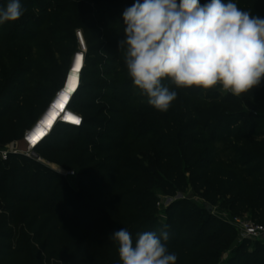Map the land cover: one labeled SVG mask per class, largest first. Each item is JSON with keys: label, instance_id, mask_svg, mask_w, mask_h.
<instances>
[{"label": "trees", "instance_id": "trees-1", "mask_svg": "<svg viewBox=\"0 0 264 264\" xmlns=\"http://www.w3.org/2000/svg\"><path fill=\"white\" fill-rule=\"evenodd\" d=\"M74 1L20 0L23 15L0 25V43H31L44 30L66 33L59 14L61 6ZM135 2L104 0L96 22L82 26L88 50L79 89L69 104L82 124L59 123L35 149L53 147L44 158L53 167L75 172L77 187L41 163L14 154L7 161L0 158V264H121L112 232L125 228L135 240L137 233L159 234L165 225L166 246L177 255L176 264H264V243L238 240L235 228L206 208L219 205L264 225V155L235 150L225 161L216 145L200 148L205 142L197 138L202 133H193L195 126L149 130L142 138L153 152L136 153L132 119L145 113L130 109L126 99H118L111 86L96 79L97 63L88 58L98 51H123L118 47L124 37L123 12ZM208 2L200 0L202 5ZM261 2L239 0L241 7L264 18ZM7 3L0 0V7ZM92 28L99 31L87 34ZM121 66L126 67L125 61ZM65 68L64 64L50 70L52 77L35 91L28 89L31 82L24 71L0 70L2 147L7 139L22 138L42 115L57 96ZM201 90L188 91L196 97ZM252 117L264 120L259 113ZM239 122V115L220 122L221 129L227 128L224 138L242 139ZM157 188L168 197L190 188L204 208L179 200L167 209L162 222Z\"/></svg>", "mask_w": 264, "mask_h": 264}, {"label": "clouds", "instance_id": "clouds-1", "mask_svg": "<svg viewBox=\"0 0 264 264\" xmlns=\"http://www.w3.org/2000/svg\"><path fill=\"white\" fill-rule=\"evenodd\" d=\"M20 0L0 7V25L23 15ZM127 74L147 103L167 112L176 88L219 87L240 97L264 82V18L242 10L233 0H136L123 12ZM121 264H176L169 252V232L137 233L125 228L112 232Z\"/></svg>", "mask_w": 264, "mask_h": 264}, {"label": "rangeland", "instance_id": "rangeland-1", "mask_svg": "<svg viewBox=\"0 0 264 264\" xmlns=\"http://www.w3.org/2000/svg\"><path fill=\"white\" fill-rule=\"evenodd\" d=\"M233 2L242 10L249 11L255 15L252 10L241 7L239 0H233ZM104 4V0H76L61 6L62 12L59 14L61 25L68 29L64 34H53L52 31L48 32L44 30L31 43L1 42L0 70H10L12 72L18 70L24 71L27 81L31 82L28 89L35 91L39 86L46 84L44 81L46 77H52L50 70L58 69L65 64V74L57 89L58 94L65 86L69 75L68 70L71 68L74 57L83 53L86 56L88 50L86 45L87 35L83 27L96 22V19L102 13ZM259 4L264 5V2ZM89 12L91 14L92 12H96V14L95 16H86ZM95 30L99 31L98 28H92L87 34H91ZM80 34L84 40L86 51H83L80 44ZM63 54H68V57H63ZM88 61H96L97 63V66L93 70L97 75L96 79L98 82L111 86L112 90H114L113 92H117L118 99H126V103L130 106V109L145 113L144 117L132 119L133 131L131 141L136 153L153 152L152 145L142 138V135L144 136L147 131L163 130L168 126L176 128L195 126L193 133H202L203 136H198L197 138L205 142L200 148L202 150H208L210 144L216 145V148L220 149L219 153L222 159L225 161H230L228 158L232 157L231 154L235 150L260 152L264 155V120H258L252 117L254 113H259L261 116H264V82L260 86L252 89L249 93L242 94L240 97L233 96L231 93H224L219 87L207 91L202 89L198 96L191 97L188 91L190 88H176L170 80L165 79L163 84L169 87L170 90L177 92V99L172 103L167 112H160L147 103L146 97L140 95L139 90L133 86L132 80L127 74L126 67L121 66L122 61H125L124 50L121 52L112 50L98 51L91 55ZM48 74L50 75L48 76ZM55 97L49 101L42 115L31 128L26 130L22 138L5 140L4 146L0 148V158L2 161H7L8 159V157L4 159L3 156L5 153L8 156L14 154L36 163H41L57 173L64 171L60 166V169L53 168L44 158V154L52 150L53 147L40 148L39 151L34 150L29 152L25 140L26 134L40 120ZM60 97L54 102L55 105L61 103ZM62 106H65V103ZM237 115L240 117V122L237 127L242 128V139L236 141L235 139L224 138V133L227 128L223 127L221 129L220 122L224 118ZM211 139H214L212 143L209 141ZM261 166L263 168L262 176L264 179V160ZM64 180L68 181L73 188L77 187L75 177L65 178ZM155 191L159 199L158 209L162 222L166 221L167 209L176 201L187 199L196 203L199 207L204 208L203 202L194 196L190 188L184 192L177 193L175 197L165 196L158 188ZM211 215L217 220L224 221L228 224L235 217L249 219L248 214L235 215L232 211L221 208L219 205L213 207ZM235 231L236 238L238 240H244L241 232L237 228H235ZM250 241L252 244L257 242Z\"/></svg>", "mask_w": 264, "mask_h": 264}, {"label": "bare ground", "instance_id": "bare-ground-1", "mask_svg": "<svg viewBox=\"0 0 264 264\" xmlns=\"http://www.w3.org/2000/svg\"><path fill=\"white\" fill-rule=\"evenodd\" d=\"M77 56H82L83 57L82 67H81L80 72L78 74L79 75V83H78L75 91L68 93L69 98H68L67 102L65 103V106L57 107V105H54V107L48 113V115H47V117H46V119L44 121L51 120L52 121L51 127H49L47 124H45L43 122L42 126L39 128V129H42L46 134L42 138H40L37 141V143H35V144L31 143L29 137L32 136L33 134H35L37 129L35 131H33V133H31V135H29L27 137L28 138V142H29V144H31L32 147H39L43 142H45L48 139V137L52 134V132L54 131V129L56 128V126L59 123H63L65 125H69V126H72V127H78V125H79V124L77 125V124L71 123L69 120L66 119L67 116L72 115V116L78 117L81 120L80 116H78L76 114H73V112L69 111V104L71 102V99L77 93V91L79 89V86H80V75H81V73L83 71V68L85 66L84 65L85 64L84 53L83 54H78ZM77 56H76V58H77ZM75 61H76V59H75ZM74 66H75V63L73 65V68H74ZM71 75H72V73H71ZM67 89H68V83H67V86L65 87L63 93L67 92ZM59 97H57V98H59ZM54 102L55 101H53L52 103H54ZM81 122H82V120H81ZM53 168L60 169L59 166H54Z\"/></svg>", "mask_w": 264, "mask_h": 264}, {"label": "built area", "instance_id": "built-area-1", "mask_svg": "<svg viewBox=\"0 0 264 264\" xmlns=\"http://www.w3.org/2000/svg\"><path fill=\"white\" fill-rule=\"evenodd\" d=\"M79 41L81 44V34L79 35ZM82 46V45H81ZM83 51H86V48H83ZM85 57V56H84ZM73 68H70V71H72ZM81 78V75H80ZM26 140V146L27 150L29 152L34 151L37 147H32L31 144H29L28 139L25 138ZM4 159H7L8 154H4ZM61 176L64 178H73L75 177V172L73 171H66L64 170L63 172H58ZM231 226L237 228L242 235L243 239L246 240H253L257 242H264V225L257 223L254 220L251 219H241L239 217L232 218V220L229 222Z\"/></svg>", "mask_w": 264, "mask_h": 264}, {"label": "snow or ice", "instance_id": "snow-or-ice-1", "mask_svg": "<svg viewBox=\"0 0 264 264\" xmlns=\"http://www.w3.org/2000/svg\"><path fill=\"white\" fill-rule=\"evenodd\" d=\"M82 62H83V57L82 56H77L76 61H75V66L72 70V75L69 77L68 80V89L67 92L63 93L60 97L61 103L57 104V107H61L63 103H66L69 96L68 93L75 91L78 83H79V72L82 67ZM67 120H69L71 123L74 124H80L81 120L78 117L69 115L66 117ZM45 124H47L49 127H51V120H46L44 121ZM46 133L42 129H37L35 134L29 137L30 141L32 144L37 143V141L42 138Z\"/></svg>", "mask_w": 264, "mask_h": 264}, {"label": "water", "instance_id": "water-1", "mask_svg": "<svg viewBox=\"0 0 264 264\" xmlns=\"http://www.w3.org/2000/svg\"><path fill=\"white\" fill-rule=\"evenodd\" d=\"M81 45L83 48H86L85 47V43H84V40L83 38L81 37ZM75 59H76V56L74 57V59L72 60V64H71V68H73V65L75 63ZM71 73L72 71L69 72V75L67 77V80H66V83H65V86H64V89L65 87L67 86V83H68V80H69V77L71 76ZM64 89L60 90L56 96V98L53 100V101H56L57 97H59L60 95L63 94L64 92ZM55 103H52L48 109L46 110V112L43 114V116L40 118V120L36 123V125L26 134V137L27 138L29 135H31V133H33V131H35L36 129L40 128L44 122V120L46 119L48 113L51 111V109L54 107ZM74 114V113H73ZM28 139V138H27ZM2 147V145L0 144V148ZM206 208L209 212H212L213 211V207L209 204H206Z\"/></svg>", "mask_w": 264, "mask_h": 264}]
</instances>
